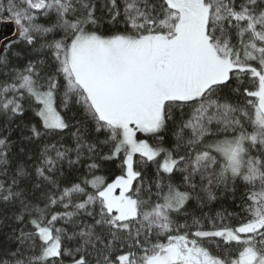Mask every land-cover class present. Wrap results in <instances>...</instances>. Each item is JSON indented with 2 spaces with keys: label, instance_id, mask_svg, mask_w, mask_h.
<instances>
[{
  "label": "snow or ice",
  "instance_id": "obj_1",
  "mask_svg": "<svg viewBox=\"0 0 264 264\" xmlns=\"http://www.w3.org/2000/svg\"><path fill=\"white\" fill-rule=\"evenodd\" d=\"M0 264H264V0H0Z\"/></svg>",
  "mask_w": 264,
  "mask_h": 264
}]
</instances>
